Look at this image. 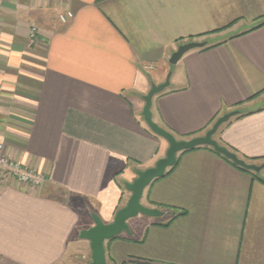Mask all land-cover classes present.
Wrapping results in <instances>:
<instances>
[{
	"label": "crops",
	"instance_id": "0c3cea01",
	"mask_svg": "<svg viewBox=\"0 0 264 264\" xmlns=\"http://www.w3.org/2000/svg\"><path fill=\"white\" fill-rule=\"evenodd\" d=\"M263 15L264 0H0V141L46 177L0 186V264L91 255L79 231L92 214L111 222L125 183L166 154L142 97L168 73L152 98L159 126L188 140L237 110L214 139L264 163V24L253 28ZM188 41L211 46L170 67ZM141 203L163 214L128 219L129 234L104 242L106 264H264V168L244 171L196 147Z\"/></svg>",
	"mask_w": 264,
	"mask_h": 264
},
{
	"label": "water",
	"instance_id": "95a60500",
	"mask_svg": "<svg viewBox=\"0 0 264 264\" xmlns=\"http://www.w3.org/2000/svg\"><path fill=\"white\" fill-rule=\"evenodd\" d=\"M205 44L206 41H188L178 45L176 50L170 55L169 63L175 65L186 52L201 48ZM169 76L170 73L167 74L165 81L162 83L151 84L149 91L142 97L144 101L142 109L144 122L155 135L164 138L168 142L169 146L166 154L164 157L158 159L154 166L139 170L133 181L125 183V188L131 193L130 197L126 204L116 211L111 222L105 223L96 214H92L94 225L79 231V237L89 241L91 261L88 264H106L104 242L119 236L123 232L129 234L128 219L138 214L148 217H158L163 214L157 208L143 205L141 203L142 193L146 186L153 180L162 177L166 169L174 165L178 153L200 146H208L241 167L255 172H259L264 168V163H249L214 139V134L220 125L227 122L232 116L238 114L239 111L237 110L220 116L203 135L195 136L188 140L177 139L172 133L159 126L152 118V98L169 85Z\"/></svg>",
	"mask_w": 264,
	"mask_h": 264
},
{
	"label": "built area",
	"instance_id": "2783aa9c",
	"mask_svg": "<svg viewBox=\"0 0 264 264\" xmlns=\"http://www.w3.org/2000/svg\"><path fill=\"white\" fill-rule=\"evenodd\" d=\"M72 17L73 13L67 11L64 15H60L59 18L64 22ZM37 39L38 28L35 25H31L29 41L33 43ZM13 181L33 187H40L46 181V177L42 171L23 164L7 154L4 143L0 141V186Z\"/></svg>",
	"mask_w": 264,
	"mask_h": 264
},
{
	"label": "trees",
	"instance_id": "16d2710c",
	"mask_svg": "<svg viewBox=\"0 0 264 264\" xmlns=\"http://www.w3.org/2000/svg\"><path fill=\"white\" fill-rule=\"evenodd\" d=\"M264 24V15L262 16V17H260V19H259V22L253 27V28H255V27H258V26H261V25H263ZM209 46H211V45H209L208 44V42H206V44L203 46V47H201V49H205V48H207V47H209ZM222 145V144H221ZM223 146H225V145H223ZM208 147V146H207ZM226 147V146H225ZM210 150H212L213 152H215L216 154H218L219 156H221L222 158H224L225 160H227V161H229L232 165H234L235 167H237V168H239V169H242V170H244V171H248V172H252L253 173V171L252 170H250V169H247V168H244V167H241V166H239V165H236L235 163H233L231 160H229L228 158H226L225 156H223L222 154H220L218 151H216V150H214L213 148H211V147H208ZM228 148V147H227ZM229 149V148H228ZM191 150V149H190ZM231 150V149H230ZM185 151H187V150H185ZM231 151H233V150H231ZM182 152H184V151H182ZM234 152V151H233ZM176 163H177V158H176V161H175V163H174V165L173 166H171V167H169V169L164 173V175L163 176H165L175 165H176ZM162 176V177H163Z\"/></svg>",
	"mask_w": 264,
	"mask_h": 264
},
{
	"label": "rangeland",
	"instance_id": "374dc122",
	"mask_svg": "<svg viewBox=\"0 0 264 264\" xmlns=\"http://www.w3.org/2000/svg\"><path fill=\"white\" fill-rule=\"evenodd\" d=\"M170 66V65H169ZM170 67H174V65H172V66H170ZM164 139V138H163ZM256 164H261V161L260 162H256ZM130 192L128 191V190H126V195H127V197L129 198L130 197ZM84 261H83V264L85 263V264H88L90 261H91V256L89 255V256H87V257H85L84 259H83Z\"/></svg>",
	"mask_w": 264,
	"mask_h": 264
}]
</instances>
